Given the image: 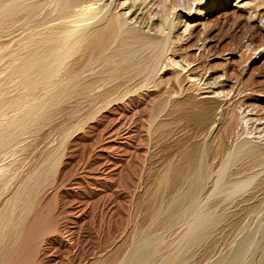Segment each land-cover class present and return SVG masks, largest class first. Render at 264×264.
Returning a JSON list of instances; mask_svg holds the SVG:
<instances>
[{
    "label": "rangeland",
    "instance_id": "obj_1",
    "mask_svg": "<svg viewBox=\"0 0 264 264\" xmlns=\"http://www.w3.org/2000/svg\"><path fill=\"white\" fill-rule=\"evenodd\" d=\"M255 2V7L233 4L202 11L199 17L192 8L181 51L169 53L171 61L191 63V78H185L186 69L174 67V72H159L153 86L132 91L119 106L125 116L112 130L118 132L114 142L108 135L118 107L94 102L64 105L35 122L30 137L24 134L18 146L11 145L18 149L10 146L0 153V169L5 170L0 208L32 174L55 161L37 195L43 224L32 253L43 252L38 264H131L148 249L159 252L154 264H240L242 246L264 233L261 190L243 198L261 176L242 189L226 183L254 170L248 162L230 163V153L237 141L261 137L256 126L264 122V2ZM126 5L115 12H125ZM174 13L183 20L178 9ZM176 34L180 37L181 31ZM5 46L0 39V52ZM229 110L235 125L227 132L223 117ZM243 110L252 122L240 121ZM193 148L197 158L187 179L175 192L157 194L161 173L168 167L179 170ZM255 224L259 227L253 229ZM192 238L200 244L189 246Z\"/></svg>",
    "mask_w": 264,
    "mask_h": 264
},
{
    "label": "bare ground",
    "instance_id": "obj_2",
    "mask_svg": "<svg viewBox=\"0 0 264 264\" xmlns=\"http://www.w3.org/2000/svg\"><path fill=\"white\" fill-rule=\"evenodd\" d=\"M255 1L4 0L0 11V39L6 41L8 46L0 52V153H5L10 148L14 151L17 147L12 148L11 145L18 146L20 138H25L23 135L26 136L32 126L36 129L35 122L41 119L44 121L45 118L47 120V117L62 111L64 105L94 102L113 103L118 107L110 121L108 135L109 142H114L112 137L118 132L116 134L112 130L116 126L119 128L120 117L125 116L124 110L121 111L119 106L128 102L132 91L153 86L154 78L159 72H174V67L179 68L180 72L186 69L188 75L185 78H191L190 74L195 69L189 67L191 63L186 60L178 63L171 61L169 57L170 52L180 50L181 37L191 27L188 21L190 10L195 9L199 17L203 14L202 11L225 9L233 4L248 7L258 3ZM263 2L262 0L260 3ZM125 3L126 11L116 13V9L122 10ZM201 4L204 8H200ZM176 9L184 15L183 20H180L181 14L174 13ZM178 31H181L180 37L176 34ZM13 33L15 41L11 43ZM251 119L252 116L245 115L244 110L241 112L240 121L243 124L252 122ZM256 119L257 117L254 122L261 121L259 117ZM223 121L227 130L229 129L227 132H230L235 125L231 110L226 112ZM256 130L257 137L261 136L259 138L263 139V143L264 122L258 124ZM255 139L239 140L234 145L229 162L235 161L242 165L248 162L253 165L254 170L243 178H227L228 185L242 189L254 177L260 176L259 185L264 184V143ZM4 153L2 156H5ZM196 158L197 150L193 148L186 152L184 164L179 170L173 171L175 168L168 167L164 174L161 173L156 183V193L161 195L163 192H175L177 186L187 179ZM53 164L55 161L50 160L47 165L38 169L2 203L0 264H30L32 259L31 264H38L37 257L43 252L32 253L36 249V235L40 234L38 232L43 224L39 219L40 208L37 209V202H42V199H37V195L44 180L49 179L47 176H50ZM4 171L0 169V175L3 176ZM259 185L257 187L260 188ZM257 187L244 193L243 198L261 190L259 196L263 199L264 187ZM33 213L35 217L32 220L29 217ZM258 227L255 224L253 229ZM52 231L55 233L56 230ZM54 236L55 234H51L50 238L55 242ZM263 238L264 233L252 240L250 246H242L240 264H264L258 247V241ZM194 243L200 244L192 238L189 246L195 245ZM206 247L211 246L208 244ZM250 250L252 252L248 255ZM216 251L213 246L210 252L214 254ZM158 254V250L148 249L131 264H154Z\"/></svg>",
    "mask_w": 264,
    "mask_h": 264
}]
</instances>
